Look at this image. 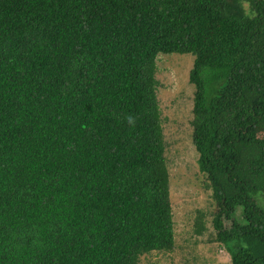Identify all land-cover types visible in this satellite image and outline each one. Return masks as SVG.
Listing matches in <instances>:
<instances>
[{"label":"trees","instance_id":"1","mask_svg":"<svg viewBox=\"0 0 264 264\" xmlns=\"http://www.w3.org/2000/svg\"><path fill=\"white\" fill-rule=\"evenodd\" d=\"M170 53L195 57L215 241L264 264V0H0V264L174 250L156 77Z\"/></svg>","mask_w":264,"mask_h":264},{"label":"rangeland","instance_id":"2","mask_svg":"<svg viewBox=\"0 0 264 264\" xmlns=\"http://www.w3.org/2000/svg\"><path fill=\"white\" fill-rule=\"evenodd\" d=\"M194 59L188 53L160 54L157 58V94L170 175L175 248L144 254L139 264H231L229 253L215 241L213 214L217 206L199 170V154L192 138L195 88L189 73ZM255 199L264 207V193ZM197 223L204 226L201 234L196 231Z\"/></svg>","mask_w":264,"mask_h":264}]
</instances>
